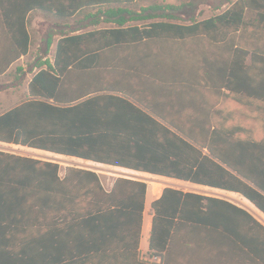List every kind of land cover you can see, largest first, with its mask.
Masks as SVG:
<instances>
[{
	"label": "crops",
	"instance_id": "obj_1",
	"mask_svg": "<svg viewBox=\"0 0 264 264\" xmlns=\"http://www.w3.org/2000/svg\"><path fill=\"white\" fill-rule=\"evenodd\" d=\"M114 6L109 7L115 9ZM107 7L85 8L72 19H60L40 10L31 12L27 19L31 39L29 53L13 64L8 73L23 67L29 78V93L34 76L48 66L28 71L24 60L42 59L54 65L61 39L114 28L117 17L102 14V9ZM209 18L212 17L198 21ZM126 26L133 25L127 23ZM1 41L4 48L11 42L0 14ZM49 41L52 45L45 53L42 48ZM245 41V37L240 38L239 30L231 35L224 33L218 41L196 35L108 47L97 53L100 65L69 73L64 79V89L80 92L93 87L99 92L96 96L123 98L176 134H182L176 129L179 126L203 141L211 134H220L222 143L246 140L264 145V50L253 40L248 46L239 45ZM18 95L15 92L11 98L16 99ZM10 99L8 101H12ZM1 102L4 104L7 100ZM111 110L108 119L116 125L136 116L122 110L120 104L112 106ZM21 149L26 152L20 153ZM0 151L57 163L61 166L62 178L70 167L96 172L106 192L112 191L119 178L147 187L141 225L139 200L128 192L121 193L120 200H131L137 205L121 221L118 216L108 221L102 216L96 220L93 217L98 213L90 216L64 211L0 215V264H264V213L240 193L15 144L0 142ZM69 161L72 163H67ZM252 169L264 184V164ZM166 189L221 200L243 212L213 204L210 217L222 227L184 222L172 234L167 251L155 255L150 249L155 216L152 206ZM188 201V217L198 216L196 200Z\"/></svg>",
	"mask_w": 264,
	"mask_h": 264
},
{
	"label": "trees",
	"instance_id": "obj_2",
	"mask_svg": "<svg viewBox=\"0 0 264 264\" xmlns=\"http://www.w3.org/2000/svg\"><path fill=\"white\" fill-rule=\"evenodd\" d=\"M180 1L179 6H155L151 8L154 12L144 9L147 14H143L109 7L132 4L135 0H0L1 18L11 41L6 48L2 41L0 43V77L29 53L31 39L27 19L31 12L40 10L60 19H72L85 8L108 6L102 14L117 17L114 28L61 39L54 65L42 59L32 64L29 71L44 65L48 69H42L34 76L29 85L30 99L0 115V142L237 192L264 213V184L252 169L264 164V145L246 140L222 143L220 134H211L203 141L179 126L176 129L182 134H176L123 98L96 96L99 92L93 87L80 92L64 89V79L69 73L100 65L98 51L117 45L154 38L187 39L196 35L218 41L224 33L231 35L240 30V38L245 37L246 41L239 45L248 46L253 40L264 50V0H226L224 4L229 7L224 12L200 22L197 20L198 4L191 0ZM179 16L192 24H178ZM157 17L170 21L151 22L141 27L126 26L132 21ZM51 45L52 41L47 42L42 50L48 53ZM19 71L23 69L19 68ZM23 74L25 77L27 72ZM4 88L1 86L0 92ZM117 104L122 110L140 117L114 124L108 116L111 107ZM60 169L57 163L0 151V215L64 211L90 216L98 213L93 217L96 220L102 216L108 221V218L118 216L121 221L137 205L131 200H120L119 195L128 192L139 200L141 225L145 184L119 178L112 191L106 192L96 172L70 167L62 178ZM190 198L196 200L199 211L193 218L188 217ZM216 203L243 212L221 200L166 189L152 206L155 216L151 251L155 255L166 252L172 234L184 222L222 227L219 221L210 217L209 212Z\"/></svg>",
	"mask_w": 264,
	"mask_h": 264
},
{
	"label": "rangeland",
	"instance_id": "obj_3",
	"mask_svg": "<svg viewBox=\"0 0 264 264\" xmlns=\"http://www.w3.org/2000/svg\"><path fill=\"white\" fill-rule=\"evenodd\" d=\"M191 1H194L199 6L197 20L208 18V17H214L224 12L229 7V4H226V5L224 4L226 0H191ZM180 4H181L180 0H135V2L132 4L114 6L113 8H126L133 12H140V13L142 12L143 14H147V13H144L143 11L144 9H150L151 12H154L151 8L155 6L167 8L168 6H179ZM156 21H170V20L168 18L157 17L152 20L132 21V22H129V24L136 25V24L156 22ZM176 22L189 23V21H187L186 18H184L183 16L182 17L179 16V19H177ZM36 60L37 59H34V58H28L24 60V62L27 64L28 71L31 69L32 64H34ZM19 66H22V63ZM19 68L20 67H18L17 69H14L12 72L7 73L5 76L0 77V88L1 86L5 87L4 88L5 90L0 92V100L1 101L7 100V102H5L6 104L5 103L2 104V102L0 101V114L7 111L11 107H14L15 105L30 99V95L27 91V86H28L27 81H29V78L27 75L24 77V74H23L24 72L19 71ZM21 68L23 69V67ZM15 92H17L19 95L16 99H12L13 98L12 96ZM10 98L12 99V101H8V99ZM19 152L25 153L26 151L21 149L19 150ZM67 163L71 164L72 161H69Z\"/></svg>",
	"mask_w": 264,
	"mask_h": 264
}]
</instances>
